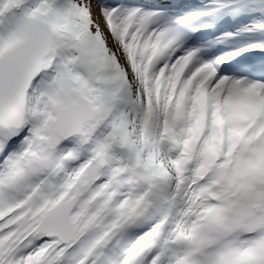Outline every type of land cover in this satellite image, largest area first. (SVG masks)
I'll return each mask as SVG.
<instances>
[{
    "label": "snow or ice",
    "instance_id": "6c2138e0",
    "mask_svg": "<svg viewBox=\"0 0 264 264\" xmlns=\"http://www.w3.org/2000/svg\"><path fill=\"white\" fill-rule=\"evenodd\" d=\"M0 264H264V0H0Z\"/></svg>",
    "mask_w": 264,
    "mask_h": 264
}]
</instances>
